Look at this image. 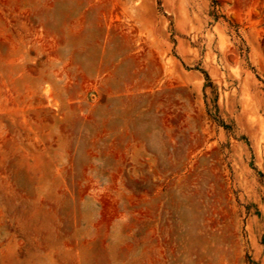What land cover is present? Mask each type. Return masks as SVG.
Listing matches in <instances>:
<instances>
[{"label": "rangeland", "instance_id": "1", "mask_svg": "<svg viewBox=\"0 0 264 264\" xmlns=\"http://www.w3.org/2000/svg\"><path fill=\"white\" fill-rule=\"evenodd\" d=\"M50 262L264 264V0H0V264Z\"/></svg>", "mask_w": 264, "mask_h": 264}, {"label": "crops", "instance_id": "2", "mask_svg": "<svg viewBox=\"0 0 264 264\" xmlns=\"http://www.w3.org/2000/svg\"><path fill=\"white\" fill-rule=\"evenodd\" d=\"M50 264H56L55 262H50Z\"/></svg>", "mask_w": 264, "mask_h": 264}, {"label": "bare ground", "instance_id": "3", "mask_svg": "<svg viewBox=\"0 0 264 264\" xmlns=\"http://www.w3.org/2000/svg\"><path fill=\"white\" fill-rule=\"evenodd\" d=\"M77 23V22H76ZM80 24V23H79ZM81 25V24H80Z\"/></svg>", "mask_w": 264, "mask_h": 264}]
</instances>
